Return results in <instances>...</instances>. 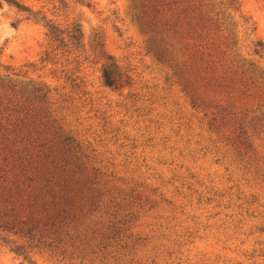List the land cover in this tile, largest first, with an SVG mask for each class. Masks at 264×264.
I'll return each mask as SVG.
<instances>
[{
	"label": "rangeland",
	"instance_id": "1",
	"mask_svg": "<svg viewBox=\"0 0 264 264\" xmlns=\"http://www.w3.org/2000/svg\"><path fill=\"white\" fill-rule=\"evenodd\" d=\"M15 1L30 15L0 4V264H264V0L178 19L199 106L155 60L141 0ZM107 64L128 84L106 87Z\"/></svg>",
	"mask_w": 264,
	"mask_h": 264
},
{
	"label": "trees",
	"instance_id": "2",
	"mask_svg": "<svg viewBox=\"0 0 264 264\" xmlns=\"http://www.w3.org/2000/svg\"><path fill=\"white\" fill-rule=\"evenodd\" d=\"M141 1L142 8L144 10L142 15L144 17L139 18V23L141 28L147 31L146 34L150 35L155 60L160 64L167 65L168 69L172 72V75L177 79V83L182 86L183 91L190 97L191 104L193 106H196V104L197 106L203 105V101L198 95L199 89L196 81H192L191 78L194 74L197 75L200 72V69H194V67L187 66L186 63H182L179 56L181 54H175L178 43L174 44V42H176V37L180 35L176 31L179 21L178 19H180V21L187 19V17H184L187 14L191 16L189 20L190 24L195 22L194 26L198 27V25L202 23V16L199 8H193L190 6V2L192 0ZM1 3L15 8L19 13H27V15H30L29 11L15 0H0V4ZM182 4L184 5L183 7L181 6ZM174 7L176 9H180V12L176 9L174 10ZM189 21L185 22V26H189ZM253 52L256 56L264 55V45L256 44ZM195 61L196 58L194 57V64H196ZM235 75L241 76L240 85L243 89H245L248 85L256 84V78L249 70L243 71L240 74H237L236 72ZM102 79L106 87L113 89H118L121 88L123 84H128V80L121 81V77L116 72L115 67L109 64L104 66L102 69ZM58 185L57 191L52 194V199L60 201V203L64 206H67L68 202L71 204L74 199L73 197H71V200L68 198L70 194H72V190H70V181H62V184L60 185L59 183Z\"/></svg>",
	"mask_w": 264,
	"mask_h": 264
}]
</instances>
